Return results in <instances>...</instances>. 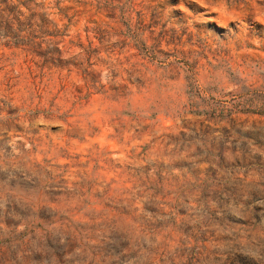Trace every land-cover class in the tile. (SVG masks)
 Returning a JSON list of instances; mask_svg holds the SVG:
<instances>
[{
    "label": "rangeland",
    "instance_id": "1",
    "mask_svg": "<svg viewBox=\"0 0 264 264\" xmlns=\"http://www.w3.org/2000/svg\"><path fill=\"white\" fill-rule=\"evenodd\" d=\"M0 264H264V0H10Z\"/></svg>",
    "mask_w": 264,
    "mask_h": 264
},
{
    "label": "trees",
    "instance_id": "2",
    "mask_svg": "<svg viewBox=\"0 0 264 264\" xmlns=\"http://www.w3.org/2000/svg\"><path fill=\"white\" fill-rule=\"evenodd\" d=\"M19 2L12 3L10 0H0V12H10L13 10H18Z\"/></svg>",
    "mask_w": 264,
    "mask_h": 264
}]
</instances>
